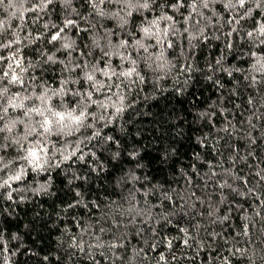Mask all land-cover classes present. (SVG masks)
I'll return each instance as SVG.
<instances>
[{
  "label": "trees",
  "instance_id": "obj_1",
  "mask_svg": "<svg viewBox=\"0 0 264 264\" xmlns=\"http://www.w3.org/2000/svg\"><path fill=\"white\" fill-rule=\"evenodd\" d=\"M30 6L5 12V4L0 6V18L13 29L21 25V36L41 35L22 53L36 64L41 50L54 48L47 42L51 31L44 24L60 19L57 13H41L35 20V13L24 11ZM74 6L85 11L81 0H74ZM211 7L223 13V19L203 10L211 17L206 42L189 41L187 33L178 35L177 46L169 50L177 67L163 79L150 74L143 83L124 89V103L130 106L104 129L120 141L119 158H113L111 151L101 156L96 149L95 171L88 166L89 158L75 164L61 162L47 172L29 171L22 181L14 182L17 191L11 192L12 199L10 189H0L4 246L0 264H224L225 258L230 264H264V206L255 196H241L240 191L247 189L237 179L247 178L249 187L262 193L264 200V181L255 176L264 169V82L249 86L245 79L255 75L264 81L250 67L254 60L249 54L264 55V45L253 48L241 38L253 20L241 21L243 31L228 36V14L221 4ZM180 11L187 14L188 9ZM260 16L264 18V13ZM87 23L81 21L82 26ZM184 26L177 25L181 30ZM69 34L77 44L88 42L82 40L88 33L77 36L71 30ZM6 35L10 38L11 32ZM229 43L231 48L226 46ZM217 59L241 71L231 76L217 71L210 81L208 68ZM31 71L49 82L56 75L52 70L42 72L39 66ZM201 113L207 115L201 118ZM225 126L228 132L219 131ZM205 135L208 147L200 143ZM133 153L138 154L135 159ZM15 155L7 153L6 160ZM59 160L57 154L53 164ZM129 173L140 179L125 180ZM76 175L86 179H72ZM224 180L237 191L221 189L218 182ZM42 184L48 190L37 192ZM165 192L171 199L164 198ZM98 238L103 247H90ZM74 240L83 251L71 246ZM113 240L123 247H110ZM237 248L242 251L236 252Z\"/></svg>",
  "mask_w": 264,
  "mask_h": 264
},
{
  "label": "snow or ice",
  "instance_id": "obj_2",
  "mask_svg": "<svg viewBox=\"0 0 264 264\" xmlns=\"http://www.w3.org/2000/svg\"><path fill=\"white\" fill-rule=\"evenodd\" d=\"M5 4V12L13 7L19 11L25 4H30L24 11L35 13V20L40 19L41 13H57L60 19V23L44 24L51 31L47 42L54 48L41 50L40 60L33 64L31 60H25L22 53L33 41L40 40L41 35L33 36L28 32L21 36L18 30L21 25L13 29L8 21L0 18V189L11 190L9 199H12L11 192L17 191L13 189V183L22 181L29 171L39 174L59 167L61 162L75 164L85 162L86 158H89L88 166L95 171L93 162L99 158L96 149L100 150L101 156L111 151L113 158H119L120 141L106 134L104 129L115 123L130 106L124 103V89L130 90L133 85L143 83L150 74L159 80L171 73L177 66L169 58V50L177 46L178 35L187 33L189 41L203 38L206 42L209 37L205 32L211 17L205 15L204 9L223 19V13H216L211 7L222 5L229 17L225 23L231 26L228 36L243 31L241 21L253 20L252 28L241 38L247 39L253 48L264 45V18L260 16L264 13V0H81L84 12L74 6V0H0V6ZM183 8L188 9L187 14L180 11ZM177 13L183 17L182 21L176 18ZM10 15L17 17L16 12ZM82 20L88 23L82 26ZM180 23L185 25L183 30L177 27ZM71 30H75L77 36L81 32L88 33L87 38H82L88 42L77 44L69 34ZM7 32H11L10 38ZM226 46L232 47L230 43ZM249 54L254 60L250 67L264 76V55L255 51ZM37 66L42 72L52 70L56 73L51 82L31 71ZM187 70L191 71V65H187ZM217 71L231 76L233 71L241 69H229L217 59L214 66H209L206 78L211 81ZM245 79H249V86L264 82L255 75L245 76ZM249 103H252L251 98ZM205 115L201 113L200 117ZM219 131L228 132L229 127ZM200 143L208 147V136L205 135ZM9 152L16 155L6 160ZM57 154L60 160L53 164ZM136 155L133 153L132 158ZM13 163L18 167L13 168ZM255 176L259 178L258 182L264 181V169L256 171ZM72 179L86 177L76 175ZM124 179L135 181L140 178L129 173ZM237 179L247 189L240 191V195L255 196L261 201L260 206H264L262 193L249 187L247 178ZM218 186L237 191L226 180L218 182ZM41 190L48 188L42 184L37 192ZM80 195L77 192V196ZM164 198L171 199L166 192ZM71 246L84 250L75 240ZM95 246L103 247L99 238L96 245H90ZM110 247H123V244L113 240ZM3 251V233L0 232V253ZM235 251L242 250L237 248ZM224 264H230V261L225 258Z\"/></svg>",
  "mask_w": 264,
  "mask_h": 264
}]
</instances>
